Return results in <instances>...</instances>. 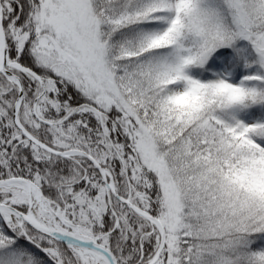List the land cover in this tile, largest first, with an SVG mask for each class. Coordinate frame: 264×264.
<instances>
[{"label": "snow or ice", "instance_id": "obj_1", "mask_svg": "<svg viewBox=\"0 0 264 264\" xmlns=\"http://www.w3.org/2000/svg\"><path fill=\"white\" fill-rule=\"evenodd\" d=\"M0 264H264V0H0Z\"/></svg>", "mask_w": 264, "mask_h": 264}]
</instances>
